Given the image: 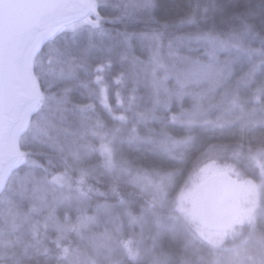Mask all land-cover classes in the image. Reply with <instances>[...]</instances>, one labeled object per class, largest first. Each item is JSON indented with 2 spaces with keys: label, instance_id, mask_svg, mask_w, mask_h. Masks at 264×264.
Returning a JSON list of instances; mask_svg holds the SVG:
<instances>
[{
  "label": "trees",
  "instance_id": "obj_1",
  "mask_svg": "<svg viewBox=\"0 0 264 264\" xmlns=\"http://www.w3.org/2000/svg\"><path fill=\"white\" fill-rule=\"evenodd\" d=\"M95 3L34 59L0 264H264V0ZM211 163L257 191L217 246L182 203Z\"/></svg>",
  "mask_w": 264,
  "mask_h": 264
},
{
  "label": "water",
  "instance_id": "obj_2",
  "mask_svg": "<svg viewBox=\"0 0 264 264\" xmlns=\"http://www.w3.org/2000/svg\"><path fill=\"white\" fill-rule=\"evenodd\" d=\"M84 9L83 0H0V178L13 159L11 133L31 102L22 76L25 53L49 22ZM193 208L199 226L206 231L233 227L241 208L237 181L228 174L213 178L194 199Z\"/></svg>",
  "mask_w": 264,
  "mask_h": 264
},
{
  "label": "rangeland",
  "instance_id": "obj_3",
  "mask_svg": "<svg viewBox=\"0 0 264 264\" xmlns=\"http://www.w3.org/2000/svg\"><path fill=\"white\" fill-rule=\"evenodd\" d=\"M93 4H94V12L92 14H90V16L81 17L77 21H74V22H71L67 25L62 26L61 28L57 29L53 34L48 36L42 44H45L46 41L51 40L57 34L63 32V31L74 30V29H77L78 27L83 26V25L96 26L99 23V18H98L97 12H96L95 0H93ZM67 16H73V15H67ZM63 17H66V16H62V17H58V18H63ZM37 52H36V54H37ZM36 54H35L33 61H32V71H33L34 59L36 57ZM33 75H34V73H33ZM35 80H36V78H35ZM36 82H37V80H36ZM39 92H40V90H39ZM40 95H41V99H40L39 103L37 104V106L35 107L33 113L30 115L26 125L24 126V129L21 132V136L26 131V129L28 128L31 116L38 110V108L42 102L41 92H40ZM21 136L19 137L18 140H20ZM23 160H24V154L21 151L20 158L17 161V163L15 164V166L12 168L11 171H13L16 167H18L23 162ZM213 171H214V168L212 167V163L208 164L206 167L203 168L202 175L200 176L199 180L195 183L193 189H191L190 191H186V193L182 196V203L188 212V216H190L192 221L195 223V231H196V234L199 236V238L201 240L208 242L209 244L217 246L224 241V239L226 237V231L214 232V231H206V230L202 229L198 224L196 214H195V211L193 208L194 199L203 192L204 188L210 183V181L213 178L218 176V175L214 174ZM237 183H238V186L240 189V203H241L240 216H239V220H238L237 224H242L252 216V214L255 210L257 191H256L255 184L250 180L237 181ZM3 188L4 187L2 186V188L0 189V193L3 190Z\"/></svg>",
  "mask_w": 264,
  "mask_h": 264
},
{
  "label": "bare ground",
  "instance_id": "obj_4",
  "mask_svg": "<svg viewBox=\"0 0 264 264\" xmlns=\"http://www.w3.org/2000/svg\"><path fill=\"white\" fill-rule=\"evenodd\" d=\"M83 1L85 2V9L82 12H79L73 16L57 18L49 22L47 26L35 36L33 42L31 43V45L29 46V48L25 53L23 60V67H22V76L27 88V92L30 96L31 102L22 111L20 120L11 133L10 151L13 156V159L3 170V174L0 178V189L4 185L5 179L7 178L8 174L10 173V171L12 170V168L15 166V164L20 158L21 151L19 149L18 139L30 115L33 113L35 107L37 106V104L41 99L39 88L32 71L33 58L36 52L38 51L39 47L41 46V44L45 41V39L51 34H53L57 29L71 22L77 21L81 17L90 16V14L94 12L93 0H83Z\"/></svg>",
  "mask_w": 264,
  "mask_h": 264
},
{
  "label": "snow or ice",
  "instance_id": "obj_5",
  "mask_svg": "<svg viewBox=\"0 0 264 264\" xmlns=\"http://www.w3.org/2000/svg\"><path fill=\"white\" fill-rule=\"evenodd\" d=\"M121 119H123V117H120Z\"/></svg>",
  "mask_w": 264,
  "mask_h": 264
}]
</instances>
